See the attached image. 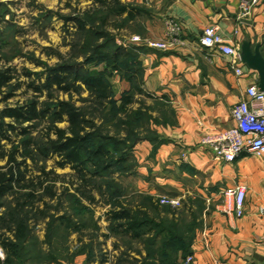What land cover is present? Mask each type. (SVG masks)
<instances>
[{
  "label": "trees",
  "instance_id": "1",
  "mask_svg": "<svg viewBox=\"0 0 264 264\" xmlns=\"http://www.w3.org/2000/svg\"><path fill=\"white\" fill-rule=\"evenodd\" d=\"M144 12L142 5L124 0H93V5L82 12L63 15L66 28L68 23H72L75 34L84 40L71 45V48L79 49L83 58L78 60L79 54L73 53L69 59L60 57V61L53 65L44 64V69L36 73V79L27 83V87L32 90L30 97L23 102L0 107V159L6 160L0 166V244L7 253L3 261L0 259V264H15L13 260L20 258L18 251L25 248L21 245L31 240L29 213L43 216L48 210L46 201L42 208L38 207V201H43L47 194L51 196L55 177L61 178L52 169H45L49 158L56 155L59 167L69 166L73 170L79 181L74 190L90 202L94 200L91 184L96 188L102 187L95 183V179L103 174H111L114 170L129 171L135 165L134 151L138 140L130 125L132 114L129 107L138 92L156 96L143 86L144 68L139 56L144 46L118 43L110 27L126 28L128 23L136 22ZM12 19L7 3L0 0V101L13 97L22 84L15 79L16 71L10 61L13 56L5 52L7 47L12 46L10 42L17 43V23ZM25 74L30 76V71ZM114 76L129 84L121 92L119 100L114 98ZM52 89L68 94L87 91L88 96L83 101H88L92 110L87 111L83 105L77 106L70 99L57 98ZM45 90L46 98L40 101L39 96ZM105 109L110 110L113 123L131 127L127 131L128 139L122 140L102 132L94 112L103 113ZM60 122H66V126L59 127ZM39 127L41 132L33 135ZM146 139L153 143L161 140L153 137ZM106 184L112 185V189L117 187L113 179L106 181ZM62 191L70 201H76L77 206L82 205L75 192H68V187ZM138 194L137 202H126L118 196L108 195L111 202L107 211L110 231L140 240L146 235L144 240L149 254L160 253V250L153 249L157 238L163 245L181 242L179 249L186 251L199 224L193 222L185 235L176 236L169 227L163 225L162 220H156L150 213V210L154 214L160 211L154 196ZM8 198L11 202L7 205L5 199ZM73 211H77L76 207ZM59 219L69 232H82L86 226L83 222L77 223L65 212ZM6 232L12 236L6 235ZM187 234H190L189 237ZM101 262H105V258ZM171 262L175 264L174 260Z\"/></svg>",
  "mask_w": 264,
  "mask_h": 264
},
{
  "label": "crops",
  "instance_id": "2",
  "mask_svg": "<svg viewBox=\"0 0 264 264\" xmlns=\"http://www.w3.org/2000/svg\"><path fill=\"white\" fill-rule=\"evenodd\" d=\"M127 1L144 7L138 17L142 38L165 40L167 19L180 27L178 41L166 49L143 45L139 56L144 88L168 105L173 121L157 129L160 141L135 146L136 191L179 199L192 195L206 203L190 245L192 264H264V156L215 160L201 141L208 132L233 125L232 108L248 98L246 89L258 86L259 76L240 58L235 63L243 73L237 75L232 56L200 42L204 28L217 24L219 34L238 50L249 39L252 46L260 43L264 55V0L248 12L239 10L241 0ZM235 184L246 186L241 217L221 209V191ZM185 258L180 264H189Z\"/></svg>",
  "mask_w": 264,
  "mask_h": 264
},
{
  "label": "rangeland",
  "instance_id": "3",
  "mask_svg": "<svg viewBox=\"0 0 264 264\" xmlns=\"http://www.w3.org/2000/svg\"><path fill=\"white\" fill-rule=\"evenodd\" d=\"M1 1L7 3L12 13V20L17 23L15 34L17 43L10 42L12 46L9 48L6 46L5 52L13 56L10 61L11 66L16 71L14 73L15 79L22 84L15 91L13 97L8 98L6 101H0V107L5 104L14 105L16 102H23L30 97L32 90L27 87V83L32 79H36V73H40L44 69V64L53 65L60 61V57L69 59L73 56V53L79 54V49L77 47L71 48V45L81 43L83 38L78 37L77 33L75 34L72 23H68L66 28L62 16L77 14L93 5V0ZM124 1L128 2L127 0ZM7 18H9V15H7ZM126 26V28L119 29L110 27L116 41L126 46L130 43L140 44V42L137 43L131 40L135 35L139 37L142 35L143 27L140 19L137 18L136 22H130ZM14 48H16L15 50L21 48L22 50L13 53L15 50L12 52V49ZM82 58L83 55L79 54L77 56L78 60ZM28 71H30V76L25 74ZM112 81L115 90L114 98L119 100L121 92L124 90L121 82L125 80L114 76ZM52 93L59 99H70L77 106L83 105L87 111L92 110V106L89 105L88 101H83L88 96V92L85 90L80 93L72 92V94H68L52 89ZM45 98L46 90L39 96V100L43 101ZM129 112L132 114L130 125L134 129V135H136L138 143L147 141L146 138L161 139L157 129L173 121V114L170 112L168 105L163 100H159L158 97L148 96L145 93L139 94L138 92L134 95ZM94 113L97 115L95 120L97 124L101 125L102 132L122 140L128 139L127 131L131 127L113 123L110 110L105 109L103 113L96 110ZM134 113L136 116H134ZM58 126L65 127L66 122H60ZM40 128H38V131H34L33 135L41 132ZM134 153L136 156L135 151ZM58 160L59 158L54 155L46 161L45 169H52L61 178L55 177L56 181L51 196L47 194L43 197V201H38V207L40 208L44 206V201L47 202L48 210L45 214L42 216L29 213L28 223L31 240H27L26 245H21L25 248L18 251L20 258L13 260L15 264H172L171 261L173 260L175 264H180L181 259L190 254L191 247L186 248V251H182L179 249L181 242H176L173 245H163L158 238L153 244V249L160 250V253L149 254L144 240L146 235L140 240L110 231L107 219V211L111 203L109 197L115 195L126 202H137L139 200V192L135 189V181L138 177L137 157L135 165L129 171L119 172L114 170L111 174L106 176L103 174L104 177L95 179V183L102 185V187L96 188L91 184V193L94 195V200L91 202L74 190L79 183L75 177L76 175H74L75 173L69 166L59 167L57 165ZM5 161V159H0V166L4 165ZM32 172L37 173V171ZM50 177L52 179V176ZM112 179L113 182L117 183V187L113 189L112 185L106 184V181ZM66 187H68V192L77 194L78 201H81L82 205L77 206L76 201H70L67 198L68 196L62 194V190ZM158 197L154 198L159 204L160 211L154 214L150 210V213L154 215L156 220H162L163 225L169 227L176 236L186 234L187 228L193 222L199 224L197 227L200 226V213L207 208L202 199L190 195V197L184 199L180 198L178 205L171 206L160 204ZM5 201L8 205L11 199L8 198ZM75 207L76 212L73 211ZM63 212L71 215L77 223H85L86 226L81 230L82 232H69V229L59 219ZM6 233L8 236H12L10 232ZM189 235L187 234L188 237ZM0 253V259L3 261L7 253L1 244ZM47 255H50V257ZM51 256L55 260H52ZM102 258H105L103 263L101 262ZM118 261L119 263H117Z\"/></svg>",
  "mask_w": 264,
  "mask_h": 264
},
{
  "label": "built area",
  "instance_id": "4",
  "mask_svg": "<svg viewBox=\"0 0 264 264\" xmlns=\"http://www.w3.org/2000/svg\"><path fill=\"white\" fill-rule=\"evenodd\" d=\"M257 1L241 0L239 10L248 12ZM166 28L165 40L142 39L138 35L133 36L131 40L140 42L142 45L166 49L178 41L180 27L173 19H167ZM200 42L206 47H216L221 52L232 56L235 61L231 63V67L237 75L243 73V66L235 63L239 58V50L219 34L217 24H210L204 28ZM246 93L248 98L241 99L231 110L233 125L226 129L212 130L201 139L202 143L209 146L213 151L215 160L233 162L244 153L255 157L264 156V92L260 91L257 85H250L246 89ZM245 194L246 186L244 184H235L224 188L221 191L222 211L228 214L234 213L237 217H241L244 213ZM158 202L175 206L180 203V199L161 195L158 197ZM193 261L192 255L185 258V263L192 264Z\"/></svg>",
  "mask_w": 264,
  "mask_h": 264
},
{
  "label": "water",
  "instance_id": "5",
  "mask_svg": "<svg viewBox=\"0 0 264 264\" xmlns=\"http://www.w3.org/2000/svg\"><path fill=\"white\" fill-rule=\"evenodd\" d=\"M239 58L248 68L257 71L258 89L264 92V55L260 49V43L252 46L249 39L241 42Z\"/></svg>",
  "mask_w": 264,
  "mask_h": 264
}]
</instances>
